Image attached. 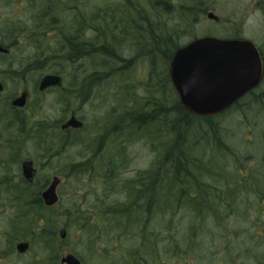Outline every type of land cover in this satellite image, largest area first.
<instances>
[{"label":"trees","instance_id":"obj_1","mask_svg":"<svg viewBox=\"0 0 264 264\" xmlns=\"http://www.w3.org/2000/svg\"><path fill=\"white\" fill-rule=\"evenodd\" d=\"M133 1L125 2L126 8L119 14L116 9L105 8L86 15L73 6L57 4L61 0H46L41 5L29 2V9H37L30 17L32 22L0 28V44L8 49L7 53L0 52V65L18 48L17 38L27 39L26 53L19 59L18 69L13 71L9 62L7 69H0L1 73L13 72L9 77L32 81L35 89L44 73H59L65 79L63 86L79 87V72L85 70L90 89H104L108 79L115 81L111 84L115 89L112 106L123 108L117 112L111 129L103 126L97 147L85 146L94 157L71 164L69 169L76 180L87 172L90 182L102 184L100 196L88 208L82 207L79 199L71 203V212L58 211L55 205L46 206L40 193L47 178H36L29 184L19 176L14 185L5 188L11 197L10 205L16 209L15 234L21 241L29 242L26 252L40 249L44 264H61L60 251L65 244L82 264H199L204 259L211 262V244L218 233L225 240L228 221L232 218L233 230L239 234V230L245 232L244 222L250 221L253 213V219H257L258 209L261 210L256 202L258 209L250 214L248 206L252 204L244 200L247 190L264 198V132L261 130V148L245 155L236 148L240 143L234 141L236 130H230L218 117L238 113L246 116L247 111L264 118V88L252 90L218 114L190 113L179 102L167 65L174 50L182 45L184 26L197 21L203 4L194 3L197 0L177 6L157 0ZM261 9L264 11V5ZM171 18H177L178 28H168L166 19ZM48 30H53V35L47 36ZM127 43L135 54L124 58L120 47ZM138 58L145 60L148 69L147 81L142 86L146 94L141 99L133 94L135 85L128 77L129 67ZM120 61L123 65L116 67ZM2 82L6 88V79ZM59 92L61 97L65 93L62 89ZM61 102L65 104L62 99ZM1 105L0 112L5 114V104L0 100ZM114 112L110 108L109 115ZM15 116L11 121L5 119V123L0 117V132H23ZM36 126L38 149L43 157H48L53 145L46 136L50 137L49 128L57 124L40 120ZM119 136L125 138L122 141L146 137L155 155L146 169L137 170L132 177L114 174L124 167L120 158L125 157L126 151L119 145L114 153L120 163L110 157L107 164L112 167L108 166L104 174L96 166L105 148L101 140L113 142ZM59 142L55 146L60 148L69 142L78 143L76 136L66 134ZM249 161L253 165H248ZM2 163L8 170L9 160ZM241 172L245 177L240 176ZM1 178L9 183L7 174ZM257 221L254 223L258 225ZM61 228L77 231L73 245H67L68 239L60 237ZM206 235L209 244L205 242ZM236 241L239 250L242 241ZM243 252L237 253L239 257L248 255V248ZM11 253L9 249L0 258H8Z\"/></svg>","mask_w":264,"mask_h":264},{"label":"rangeland","instance_id":"obj_2","mask_svg":"<svg viewBox=\"0 0 264 264\" xmlns=\"http://www.w3.org/2000/svg\"><path fill=\"white\" fill-rule=\"evenodd\" d=\"M45 1L10 0L9 3H6L5 0H0V28L7 27L8 25L11 26V24L13 25V23L21 26L26 22L27 24H29L30 22H32V20H30L31 15L33 13H36L37 11V9H29V2L33 4H35L36 2V4L41 5ZM53 1L56 2V0ZM61 1L62 2H59L57 4L62 5L63 3L64 7L67 8H71V6H73L74 8H77L79 11L83 12L85 15L89 13H95L97 12V10L105 8L109 10L116 9L117 11L115 12H118L119 14V12L123 11V9L126 8L124 6L125 2H127L126 0H85L83 2L79 0ZM170 2H173L172 4L177 6L182 2H185L187 4L191 3V0H171ZM263 2L264 0H197L194 3H201L203 4L205 9L213 10L216 15L220 16L221 20L217 23L213 20H209L206 17L205 12L197 14V21L193 22L189 26H184L185 35L181 36L180 43L184 45L193 38L205 35H213L219 37H223L226 35H236L252 40L261 49L262 55H264V11L261 9V6L264 5ZM164 17L166 18V16ZM166 21L168 23V28H178L179 26V21L177 20V18L166 19ZM53 33V30L46 31L47 36H51L53 35ZM85 35H88V32H86ZM26 41L27 39L24 36L17 38L18 48L12 50L11 55L4 60L5 63L3 65H0V69H7L6 67H8L7 65L9 64V62L11 65L10 68L12 70L18 69L19 59L26 53V51L24 52V45ZM127 41L129 42L130 40ZM131 41L133 40L131 39ZM124 46L125 47H120L121 55L124 58L131 57L135 54V50H130L129 43L125 44ZM115 65L116 67L121 66L123 65V61L117 62ZM69 67L70 69L74 68L73 66ZM67 70H69V68ZM9 74L13 75L14 73L7 70L4 73L0 72V80L6 79L5 95L19 93L22 89L27 88L31 93L27 114L32 110L35 115L34 120H48L49 122L55 119L62 118L66 115V112L63 111V108H65L66 105L61 102V98H59L60 94L58 92H48L45 94L37 95L32 90V81L18 80L14 78L16 76H13L11 78L9 77ZM128 77L130 83L135 85V89L132 90L133 94H135L138 99L144 97L146 93L142 86L147 81L148 69L147 64L143 58L134 60V63L129 67ZM79 79L81 80L80 74ZM109 80L110 79L107 80L108 82L104 86V89H98L97 87L94 88L95 86L92 89H89L91 92L89 91L84 110H81L80 113L84 116L86 127L81 132H71V136H76L78 143L71 144L69 142L62 148L54 146L52 148V151L55 152V155H53L51 158L43 157L40 149H32V145L30 144L31 142H28L23 148L22 156H32L35 161V179L37 178L44 180V178H47L49 181L54 175H58L60 177V183L57 189L59 201L55 205L58 211H65L67 209V211L69 210L71 212V209H73L71 203L78 199L80 200L82 207L88 208L93 200L96 197H99L101 194L100 192L102 184H100L99 182H90L88 180L89 173L87 172L80 174V178L76 180L73 174L70 173L69 166L70 164L85 162L87 158L94 157L93 152L88 151V149L85 148L83 144H85V146H90L91 148H96L97 144H99L100 142L99 140L101 139L99 137V134H103V126L105 125L108 129H111V125H113L112 123H114L113 119L116 123L117 112L123 109L120 106L117 108L116 112H114L113 116L109 115V110L114 103L113 99H115L114 85L111 84L116 83L115 81L110 82ZM114 80L117 81L118 78L116 77ZM260 88H264V86ZM0 98L3 99V97L1 96ZM2 99L0 100L2 101ZM138 102L142 103V101L140 102L139 100ZM67 106L69 107V109L72 108L75 113L80 112V101H76V103L71 102ZM1 108L3 109V105L0 106V109ZM257 110L260 111L259 109ZM245 113L246 116L238 113L218 117V120L224 121L225 126L229 127L233 132L234 130H236L235 132H237V135L235 136L234 141L235 143L238 140L240 141V143L237 144L236 148L239 149L242 154L246 155L253 154L255 149L261 148L263 141V136L261 137V133L264 132V118L253 116L250 112L247 111ZM9 116H11L10 113L6 112L4 114V117L6 118H9ZM30 123L31 121L28 118L27 125H29ZM46 138L51 141V138H49L48 136H46ZM123 138L124 137L119 136L113 142L107 138L101 140L103 141V144H105L104 153H102L98 162H96L95 160L94 161L96 162V166L98 165L97 168H101L102 174L106 172L108 166L112 167L111 165L107 164V161L110 157H112V159L110 158L112 161L117 163H120L122 161L121 163L124 165V167L118 169L117 172L114 173L115 175H117V177H132L137 170L146 169L155 157L154 153L151 150V146L149 144L150 142L146 139V137H131L128 140L126 139L125 141H122ZM5 143L6 142H4V140H0L1 158H4L8 152L7 147H5ZM118 145L121 146V149H123L124 147L126 151L125 157L123 156L122 158H120L121 161L118 159V157L115 158L114 153V149L115 147H118ZM2 164L3 163L0 162V180L3 179L1 178L2 176H5L7 174L9 182H11L12 184L15 183L21 174L19 163L12 164V166L9 167L8 170H5ZM247 164L253 165V161H249ZM63 171H65L66 173L68 171V173L66 174ZM72 172L74 173V171ZM241 175L245 177L242 172L240 176ZM1 189L2 187L0 184V254L9 249L12 250V253L9 254L8 258H0V264H44V262H42L43 254L38 247L34 248L33 251H28L25 253H18L16 251V243L22 240L21 238H19V236H17V234H15L17 231L14 226V215L16 211L15 208L7 201V199L3 197L5 195L4 193H2L3 189ZM247 191L249 193H245L246 198L244 201L247 204H252V206L248 204V211H250L251 214L252 212H254L256 206L260 207L261 210L256 208L259 210L258 218L253 219L256 216V213L255 215H253V213L251 216L253 218L250 219V221L244 222V228L242 227V229H244L245 232L243 230H239L237 231V233L239 234H236V232H234V223L231 221V218L228 221L226 230H223L225 233V240H222L224 235L220 237L218 233L217 236L215 235L214 243L211 244L212 247L209 245L211 247L209 249L211 254H209L208 257L211 262H209L207 259H204L205 261H201L199 264H264V198L260 196L258 197V195L254 193V190ZM73 192H75L76 196H74ZM256 202L257 205L254 206ZM255 220H258V225L254 223ZM249 234L251 236H249ZM206 236L208 237L205 238V242L209 244V235ZM65 238L68 239L69 244L67 245H73L78 238L77 231H75L74 228H72L71 230L67 228ZM236 238L242 241L240 243L241 249L239 250H236V245H238ZM214 245L217 246L214 247ZM247 248L248 255H240L239 257L237 253L240 251L243 252ZM230 251L232 253H230ZM67 252L68 249L65 244L60 251V256Z\"/></svg>","mask_w":264,"mask_h":264},{"label":"water","instance_id":"obj_3","mask_svg":"<svg viewBox=\"0 0 264 264\" xmlns=\"http://www.w3.org/2000/svg\"><path fill=\"white\" fill-rule=\"evenodd\" d=\"M208 17L217 20L213 12H209ZM0 52L7 53L8 49L0 44ZM261 55L258 46L248 38L205 35L193 38L174 51L168 65V75L182 107L197 116L215 115L260 84L264 72ZM61 83L60 75L47 73L39 80L38 90ZM2 89L0 81V91ZM26 96L27 92L22 91L9 101V105H24ZM82 124L75 116H71L62 124V128H80ZM21 173L27 181H33L36 169L32 160L22 162ZM59 183L60 177L55 175L41 191L40 196L46 206L58 202ZM59 235L65 238L66 229L61 228ZM29 246L28 241H19L15 249L18 253H25ZM60 263L82 264L72 252L61 255Z\"/></svg>","mask_w":264,"mask_h":264},{"label":"flooded vegetation","instance_id":"obj_4","mask_svg":"<svg viewBox=\"0 0 264 264\" xmlns=\"http://www.w3.org/2000/svg\"><path fill=\"white\" fill-rule=\"evenodd\" d=\"M79 1H85V0H79ZM127 2L128 1H131L130 3H134V1L133 0H126ZM158 2H163V3H170V4H172L173 2H170L171 0H157ZM145 2V1H144ZM175 3V2H174ZM198 4H200V3H198ZM202 12H205V15H206V17L209 19V20H213L214 22H220V20H221V18H220V16H218V15H216L215 14V12L213 11V10H211V9H203L200 13H202ZM209 12H213L216 16H217V20H215V19H212V18H209L208 17V13ZM213 36V35H212ZM217 37H219V36H217ZM222 37V36H221ZM222 38H243V37H239V36H223ZM181 47V46H180ZM179 48V47H178ZM259 48V47H258ZM177 49V48H176ZM175 49V50H176ZM260 49V48H259ZM174 50V51H175ZM260 51H261V49H260ZM174 53V52H173ZM261 53H262V51H261ZM173 55V54H172ZM261 58H262V63H263V71H264V55H261ZM45 74H47V73H44L43 75H45ZM54 74V73H53ZM55 74H58V75H60L61 77H62V83H61V85H59V86H52V87H48V88H45L44 90H42V91H40V90H38V83H39V80L41 79V77L43 76H41L38 80H37V82H36V85H35V89L34 88H32V90H33V92L34 93H36L37 95H40V94H45V93H48V92H58V93H60L59 92V90L60 89H62L63 90V92H65L63 95H62V97H61V95H60V97L59 98H61L63 101H65L64 103H65V105H66V107L65 108H63L64 110L63 111H65L66 112V115L64 116V117H62V118H59V119H55V120H52V121H50V122H52V123H54V124H57V127L55 126V127H51V128H49V132H50V137L49 138H51L50 140V142H51V144L53 145V147L55 146V145H57L58 144V142H59V138L61 137V136H63V135H71V132L73 131V132H81V131H83L84 129H85V127H86V124H85V121H84V116L83 115H81L80 113H81V110L83 111L84 110V106H85V104H86V102H87V98H88V95H89V89H90V86H88V84H87V80H86V77H85V70H83V72L82 73H80L79 72V74H80V76L82 75H84L83 77H81V80H80V85H79V87H77L76 85L74 86V87H71V85H73V84H70V85H64L63 86V82L65 81V79H64V77L61 75V74H59V73H55ZM73 74V73H72ZM169 76V75H168ZM1 82H2V80H0ZM171 82V81H170ZM2 84H3V82H2ZM264 84V72H263V77H262V80H261V82H260V84L256 87V88H254V89H260V87H262V86H264L263 85ZM254 89H252V90H254ZM252 90H250V91H248L244 96H242L238 101H236L235 103H237V102H239V101H241L249 92H251ZM22 91H26L27 92V96H26V101H25V104L24 105H22V106H16V107H11L10 105H9V101L12 99V98H14V97H16V96H19L21 93H22ZM65 95V96H64ZM0 96L1 97H3V99L2 98H0V99H2V102H4V104H5V111H7V113H10L11 114V116H9V118H6V117H4V112L2 111V112H0V117H2L3 119L5 118V119H7V121H11V119H13L14 118V115L16 114V119L18 118V121L20 120V122L19 123H21V125H22V129H23V132L22 133H19V134H14V133H6V132H0V140H4V142H6L5 143V147H7V154H6V156L4 157V158H1L0 157V162H3L5 159H7V160H9V167H11L12 166V164H18L19 163V167H20V170H21V164H22V162L24 161V160H32V162H33V166H34V168H35V161H34V159L32 158V156L31 157H29V156H22V151H23V148H24V146H26V144L29 142H31L30 144L32 145L31 146V148L32 149H38V140H37V132H36V125H37V123H38V120H34V117H35V115H34V112L31 110V112H29L28 114H27V111H28V107H29V98H30V96H31V93H30V91L27 89V88H24V89H22L19 93H14V94H12V95H5V86H4V84H3V89H2V91H0ZM76 101H80V104H81V107H80V112L79 113H75L74 112V110L71 108V109H69V107L67 106L68 104H70L71 102H73V103H76ZM234 103V104H235ZM233 104V105H234ZM9 110V111H8ZM115 110H117V107H111V111L113 112V111H115ZM3 113V114H2ZM6 113V112H5ZM114 114V113H113ZM113 114H112V116H113ZM71 116H75L78 120H80L83 124H82V126L80 127V128H74V127H67V128H62V124H64ZM28 118L30 119V121H31V123L29 124V125H27V122H28ZM4 119V120H5ZM9 119V120H8ZM60 136H59V135ZM67 138H70V137H67ZM79 140H81V139H79ZM59 143H62V141L61 142H59ZM84 145V147H85V144H83ZM52 147V148H53ZM53 149H50V151L48 152V158H51L53 155H55V152H53L52 151ZM69 167H71V164H70V166ZM36 169V168H35ZM20 176L25 180V181H27L24 177H23V175H22V173L20 174ZM35 176H36V174H35ZM35 176H34V179H33V181L32 182H29V181H27L29 184H32L34 181H35ZM55 176V175H54ZM58 176V175H57ZM3 177V176H2ZM51 180V179H50ZM50 180L48 181V183L50 182ZM48 183L46 184V186L48 185ZM0 184H1V187H2V193H4V195L5 196H3V197H5V199H7V201L9 202V200L11 199V197H9L8 195H7V193H6V190H5V188L8 186V185H14V183L12 184L11 182H9V183H7V181H5V180H3V179H1L0 180ZM59 185V184H58ZM57 189H58V186H57ZM57 194H58V191H57ZM6 195H7V197H6ZM2 197V198H3ZM58 197H59V195H58ZM58 201H59V198H58ZM58 203V202H57ZM56 203V204H57ZM55 204V205H56ZM54 206V205H53ZM14 207V206H13ZM15 208V207H14ZM15 211H16V209H15ZM15 217H16V212H15V215H14ZM16 246V245H15ZM5 252V251H4Z\"/></svg>","mask_w":264,"mask_h":264}]
</instances>
